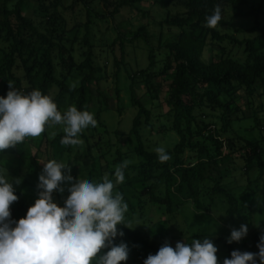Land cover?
Here are the masks:
<instances>
[{
  "label": "trees",
  "instance_id": "obj_1",
  "mask_svg": "<svg viewBox=\"0 0 264 264\" xmlns=\"http://www.w3.org/2000/svg\"><path fill=\"white\" fill-rule=\"evenodd\" d=\"M141 1L105 0L109 14L96 13L103 20L110 17L116 19L126 7L130 8ZM164 3H168V8L165 9L160 26L179 30L176 37L160 44L168 55L165 68L173 69L167 99L170 105L168 121L179 135V141L173 148L166 149L171 159L165 163H160L155 150L146 146L142 129L151 125L152 111L138 95L137 71L133 74L127 69L131 79V100L138 108L129 143L141 160L124 169L125 181L115 189L123 195L124 201H130V194L145 195L148 201L155 206H165L170 213L174 207L185 202V196L195 198L203 182L212 181L214 185L211 190L221 192L229 200V215L240 218L245 211L244 200L248 193L252 199L247 208L253 209L257 196L250 183L255 179L249 176L247 184L237 196L224 185L222 175L214 177L208 174L210 163L204 158L218 162L219 156L224 154V143L218 136L229 133L230 149H238L239 143V147L245 149L242 155L245 161L243 174L249 175L255 169L260 171L259 178L264 176V137L252 140L235 130V123L241 120L239 108L233 107L234 101L227 98L232 85L244 89L251 96L258 89H264V9L261 4L256 6L252 0L160 1L162 6ZM80 4L86 9L83 44L88 48L82 51L84 58L75 61L72 56L66 58L65 42L67 33L81 25L76 15L79 14ZM217 5L221 8L222 19L215 28L206 27L205 18L213 13ZM228 9L231 11L230 16L225 14ZM93 10L88 0H74L71 5H66L65 0H0V97L6 96L10 90L8 82L11 81L17 90L25 94L38 89L51 96L61 113L66 105L91 112L96 102L92 83L97 74L91 36ZM69 13L75 20L73 25ZM236 17H254L255 22L251 27H243L234 22ZM114 30L117 37L113 45L119 44L123 56L120 61L116 59L118 66L125 63L128 46L139 41H145L149 46V64L140 69L139 74L147 92L157 98L159 88L150 72L156 65L157 47L152 42L148 27L141 26L133 36H127L118 26ZM235 32L252 35L240 39L235 36ZM226 42L233 46L240 44L244 59L225 45ZM207 49L219 50L222 54L207 61L202 58ZM59 65L62 66L60 73ZM97 116L101 121V110ZM254 119L259 124L257 113ZM211 130L217 132L218 136ZM233 133L237 135L238 141H235ZM63 136L64 132L58 133L49 140L50 145H56L63 151L71 149L72 146L60 143ZM117 153L118 159L123 156L121 150ZM19 208L27 211L29 206L22 204ZM125 237L133 240L136 247L147 246L139 229L126 228ZM227 246L232 248L233 245L227 242Z\"/></svg>",
  "mask_w": 264,
  "mask_h": 264
},
{
  "label": "rangeland",
  "instance_id": "obj_2",
  "mask_svg": "<svg viewBox=\"0 0 264 264\" xmlns=\"http://www.w3.org/2000/svg\"><path fill=\"white\" fill-rule=\"evenodd\" d=\"M65 1L66 5H71L74 2V0ZM88 1L94 8L91 36L94 44L97 74L96 80L92 83L96 102L91 107V113L94 114L97 121L96 126H89L83 130L79 134V139L83 143L72 146L68 150L63 151L58 149L56 145H50V141L54 137L52 133L55 132L57 135L63 132V126L57 125L46 128L39 137L25 138L24 142L18 144L15 149L9 148L0 152V175H5L13 182L18 178L21 180L19 185L14 184L18 200L10 207V218L13 221H18L26 216L27 211L19 208V206L25 204L30 207L38 198L40 191L37 187L38 178L42 172L43 164L51 159L70 165V175L73 177V182L77 179L100 182L105 173L114 181L115 168L122 161L128 160L131 162L130 164H133L141 160V157L134 152L133 146L129 143L130 131L138 108L133 105L131 100V79L128 77L127 69L133 74L137 71L138 95L144 105L152 111L151 125L142 129L146 146L151 150L160 146L168 149L173 148L179 141V135L168 121L170 105L167 99L173 69L165 68L168 55L166 50L160 47L161 42L174 38L179 33L177 28L160 26L165 15V9L168 8V3H164L163 7L160 1L165 2L167 0H158V2L142 0L130 8L126 7L116 19L110 17L107 20L101 19L96 13L97 11L109 14L105 0ZM252 1L256 6L261 4L264 9V0ZM29 8L31 9L32 5ZM78 12L79 14L76 15L80 19L81 25L67 33L65 42L66 58L69 59V56H72L75 61L82 60L84 58L82 51L84 48H88L87 45L83 44L86 33L84 25L86 9L80 4ZM225 14L230 16L231 11L228 9ZM68 15H70L69 19L73 25L75 20L71 13ZM234 22L243 27H251L255 18L236 17ZM143 25L148 27L152 35V42L157 47L156 65L150 71L153 74L155 85L159 88L157 98H153L147 92L144 80L139 74L140 69L146 68L149 64L150 49L145 41H139L133 46H128L125 63L116 65V59L120 61L123 56L119 44L113 45L117 37V32L114 30L115 26L120 27L127 36H133ZM251 35V33L235 32V36L240 39ZM225 45L244 59L243 47H239L240 44L233 46L226 42ZM113 47H115L114 51ZM221 54L219 50L207 49L202 58L209 61L212 57ZM61 70L62 66L59 65L58 72L60 73ZM19 73H22V70ZM227 98L234 101L233 107L239 108L241 120L235 123V130L252 140L263 138L264 89H258V92L251 96L244 89L232 85ZM67 107L68 105L63 110L66 111ZM99 110H101V121L97 116ZM255 113L259 116V124H256L254 119ZM211 131L217 135V132ZM228 134L217 135L224 143V154L219 156V161L215 162L204 158L210 163L208 174L214 177L222 175L224 185L231 188L237 196L247 184L249 176H252L255 181L250 183V187L257 196L252 205L253 209L247 208L252 199L251 194L248 193L244 200L245 211H243L242 217L232 218L227 211L230 207L229 200L221 192L211 190L214 185L212 181L203 182L195 198L190 199L185 196V202L174 207L170 213L167 212L165 206H155L148 201L145 195L130 194V201H124L128 204L125 220L126 222L131 221L132 227L141 231L147 246L139 245L136 247L133 240L125 237L127 227L118 225V230L122 231L124 236L115 238L113 242L116 245L124 242L129 248L128 259L122 264H144L148 255H155L166 242L175 248L177 242L190 244L192 240L198 239L202 242L205 238L211 239L218 248L217 256L220 264H223L225 258H231V251L233 250L258 252V238L264 234V176L259 178L260 171L255 169L249 175L243 174L242 169L245 161L242 155L245 149L239 147L240 143L237 144L238 149H230ZM233 136L236 137L237 135L233 133ZM235 141H238L237 137ZM118 150L123 152V156L119 159ZM49 153L51 154L50 159ZM65 173L67 174L66 170ZM61 186L65 188V191L63 193L54 192L53 199L54 202L63 206L64 200L69 195L67 187L70 185L65 182ZM115 192L117 190L114 188ZM137 222L140 225H137ZM242 224L247 225L248 233L240 242H232L233 246L230 248L227 246V239L230 237L231 230L239 229Z\"/></svg>",
  "mask_w": 264,
  "mask_h": 264
},
{
  "label": "clouds",
  "instance_id": "obj_3",
  "mask_svg": "<svg viewBox=\"0 0 264 264\" xmlns=\"http://www.w3.org/2000/svg\"><path fill=\"white\" fill-rule=\"evenodd\" d=\"M205 26L215 28L222 19L217 5L207 16ZM9 91L0 97V152L14 148L27 137H39L46 128L63 126L60 143L77 146L83 143L79 134L89 126H96L94 114L78 110L71 105L61 113L49 95L34 89L25 94L17 90L11 81ZM56 135L55 132L52 133ZM160 163L171 159L166 149L156 147ZM131 162L116 166L114 181L104 174L100 182L77 179L73 182L70 165L51 159L43 164L39 175L38 198L18 221L11 220V205L18 200L15 185L21 180L10 181L0 175V264H122L129 256L128 245H116L114 239L124 233L118 225L129 229L132 222L125 220L128 204L114 188L125 181L124 169ZM67 171V174L65 173ZM65 182L69 195L63 206L54 202L53 193H63ZM137 225H140L137 222ZM136 225V226H137ZM248 233L242 224L232 229L227 242H240ZM258 252L233 250L231 258L223 264H264V234L257 244ZM108 249L107 251H104ZM218 248L211 239L177 242L175 248L167 242L155 255L149 254L144 264H220Z\"/></svg>",
  "mask_w": 264,
  "mask_h": 264
}]
</instances>
